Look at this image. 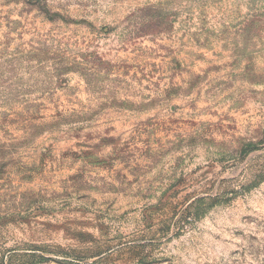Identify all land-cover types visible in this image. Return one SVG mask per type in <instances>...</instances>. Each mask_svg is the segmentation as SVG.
I'll return each instance as SVG.
<instances>
[{"label": "rangeland", "instance_id": "374dc122", "mask_svg": "<svg viewBox=\"0 0 264 264\" xmlns=\"http://www.w3.org/2000/svg\"><path fill=\"white\" fill-rule=\"evenodd\" d=\"M0 264H264V0H0Z\"/></svg>", "mask_w": 264, "mask_h": 264}]
</instances>
